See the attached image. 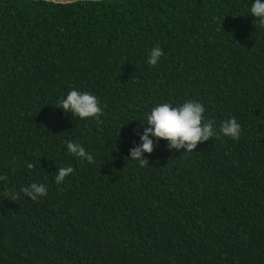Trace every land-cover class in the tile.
I'll return each instance as SVG.
<instances>
[{
  "label": "trees",
  "instance_id": "obj_1",
  "mask_svg": "<svg viewBox=\"0 0 264 264\" xmlns=\"http://www.w3.org/2000/svg\"><path fill=\"white\" fill-rule=\"evenodd\" d=\"M251 3L0 0V264H264V25ZM72 89L98 98L99 122L58 108ZM189 99L217 129L235 116L240 139L191 152L154 139L146 166L130 160L145 113ZM33 182L48 195L11 199Z\"/></svg>",
  "mask_w": 264,
  "mask_h": 264
},
{
  "label": "clouds",
  "instance_id": "obj_2",
  "mask_svg": "<svg viewBox=\"0 0 264 264\" xmlns=\"http://www.w3.org/2000/svg\"><path fill=\"white\" fill-rule=\"evenodd\" d=\"M249 12L264 25V0H255V3H251ZM163 56V50L155 46L149 52L147 64L156 67ZM58 108L71 114L72 118L76 117L80 120L94 119L99 122L103 115V107L98 98L91 92L83 90H69L67 95L61 98ZM205 112L204 104L194 99L186 100L176 106L168 102L156 104L145 113L146 122L142 120L141 127L144 130L139 137L140 144L130 150V160L138 162L141 167L146 166L147 160L142 157L144 154L153 152L154 139L167 141L169 149H184V152H191L197 144L213 138L227 137L233 141L240 139L242 128L235 116L222 121L217 129L216 122L209 120ZM66 149L67 154L78 161L95 163L93 155L80 142L68 140ZM27 167L33 169L34 165L29 163ZM74 171L72 166L59 167L58 174L54 175V182L61 185ZM6 179V177H0V181ZM21 194L32 201H39L48 195V189L45 184L33 182L22 187L19 193L9 195L15 200L20 198Z\"/></svg>",
  "mask_w": 264,
  "mask_h": 264
},
{
  "label": "water",
  "instance_id": "obj_3",
  "mask_svg": "<svg viewBox=\"0 0 264 264\" xmlns=\"http://www.w3.org/2000/svg\"><path fill=\"white\" fill-rule=\"evenodd\" d=\"M43 1L54 2L58 4H68V3L80 2V1H105V0H43Z\"/></svg>",
  "mask_w": 264,
  "mask_h": 264
}]
</instances>
